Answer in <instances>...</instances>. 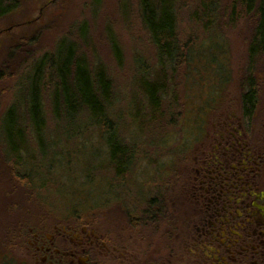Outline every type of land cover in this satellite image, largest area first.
Listing matches in <instances>:
<instances>
[{
	"label": "rangeland",
	"instance_id": "1",
	"mask_svg": "<svg viewBox=\"0 0 264 264\" xmlns=\"http://www.w3.org/2000/svg\"><path fill=\"white\" fill-rule=\"evenodd\" d=\"M230 1L220 0L223 6ZM200 3L201 0H180L177 6L180 38L183 43L197 42V47L206 38L195 21ZM139 11L138 0H22L16 16L0 21V29L6 30L0 50V72L6 75L0 82V126L9 107L18 98L21 100L20 78H25L41 53L51 51L61 38L78 40L90 63L106 70L113 85L111 119L120 142L129 149L156 147L166 131L172 134L164 142L170 148L177 146L178 141L190 138L197 123L208 117V109L230 101L241 106L252 33L245 18L222 30L227 41L223 48L226 56L222 54L223 60H228L227 71L220 76L215 66H209L204 55L197 53L192 66L183 68L175 76V85L167 87L169 97L163 100L161 111L170 110L172 115L160 121L158 129L149 125L144 119H148L152 109L138 83L141 74L137 64L145 63L152 73L157 68ZM83 25L87 26L84 41L79 36ZM116 40L123 53V66H119L114 54ZM205 55L208 56L206 52ZM255 75L260 86L256 124L257 130L264 133V61L257 60ZM45 104L47 130L42 137L47 144L43 148L29 138V148L20 155L23 162L30 163L28 168H32L38 181L29 169L25 172L30 183L17 179L15 159H10L0 144V230H16L52 211L105 218L111 230H116V194L131 196L133 190L129 191V181L117 182L103 134L92 125L77 134L80 125L88 124L86 115L78 118L77 125H60L51 113L48 98ZM35 164L39 166H30Z\"/></svg>",
	"mask_w": 264,
	"mask_h": 264
},
{
	"label": "flooded vegetation",
	"instance_id": "2",
	"mask_svg": "<svg viewBox=\"0 0 264 264\" xmlns=\"http://www.w3.org/2000/svg\"><path fill=\"white\" fill-rule=\"evenodd\" d=\"M207 113L177 146L130 150L133 191L116 194V230L44 213L0 230V264H264V133L231 101Z\"/></svg>",
	"mask_w": 264,
	"mask_h": 264
},
{
	"label": "trees",
	"instance_id": "3",
	"mask_svg": "<svg viewBox=\"0 0 264 264\" xmlns=\"http://www.w3.org/2000/svg\"><path fill=\"white\" fill-rule=\"evenodd\" d=\"M179 1L138 0L141 27L154 51L157 68L152 73L145 63L141 66L137 64L141 74L138 83L152 109V114L144 120L158 129L159 122L172 115L170 110L164 113L161 111L163 100L169 97L167 87L175 85V76L183 68L192 66L197 53L199 56L204 55V60L209 66H215L220 76L224 70L227 71L228 60L224 61L222 56H226L227 51L223 48H226L227 41L224 40L222 30L242 18L248 19L252 33L247 47L250 66L242 82L241 107L249 121L253 120L260 95L259 80L255 75L256 62L264 61V0H231L228 6H223L220 0H201L195 21L203 29L206 38L198 47L194 44L197 42L183 43L180 38L177 11ZM21 3L22 0H0V21L16 16ZM86 33L87 26L83 25L79 33L83 41ZM79 43L78 40L61 38L51 51L42 52L32 65V71L18 82L21 100L18 98L4 114L0 126V144L5 154L15 159V176L23 182L30 183V176L25 171L32 170L28 168L30 163L20 159V155L29 148L28 140L34 138L35 143L43 148L47 144L42 137L47 130V98L51 113L60 125L61 122H75L77 125L78 118L86 115L88 124L80 125L77 134L82 133L80 131L88 125L98 128L106 141L111 163L119 173L117 182H128L129 175L123 174H129L127 169L132 163L131 148L120 142L117 126L111 119L110 109L114 104L112 81L102 65L93 66L90 63ZM113 50L117 63L123 66V53L117 40L116 43L113 41ZM5 76L1 71L0 82L6 79ZM169 133L172 132L166 131L161 139L165 140L164 137H168ZM37 164L30 166L38 167ZM31 173L32 177L38 178Z\"/></svg>",
	"mask_w": 264,
	"mask_h": 264
}]
</instances>
